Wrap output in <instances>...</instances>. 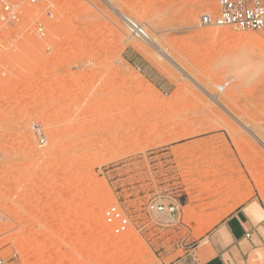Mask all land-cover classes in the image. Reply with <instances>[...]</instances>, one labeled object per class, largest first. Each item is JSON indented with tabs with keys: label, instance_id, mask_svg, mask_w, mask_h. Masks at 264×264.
Here are the masks:
<instances>
[{
	"label": "rangeland",
	"instance_id": "rangeland-1",
	"mask_svg": "<svg viewBox=\"0 0 264 264\" xmlns=\"http://www.w3.org/2000/svg\"><path fill=\"white\" fill-rule=\"evenodd\" d=\"M216 10L38 0L0 33V264H197L234 212L251 225L243 261L264 264V218L244 213L264 211V29L200 25ZM105 199L127 232L102 220Z\"/></svg>",
	"mask_w": 264,
	"mask_h": 264
},
{
	"label": "built area",
	"instance_id": "built-area-1",
	"mask_svg": "<svg viewBox=\"0 0 264 264\" xmlns=\"http://www.w3.org/2000/svg\"><path fill=\"white\" fill-rule=\"evenodd\" d=\"M38 0H0V33L15 28L21 21L26 5L37 4ZM45 13L52 14V5L46 4ZM200 25L228 27L236 31H255L264 29V0H217V10L214 14H203ZM139 69V68H138ZM40 142L45 143L46 137L42 134ZM1 157V153H0ZM164 211V207H156ZM174 211V207L169 209ZM105 223L111 227L114 234L127 232L133 225L130 216L113 204L105 206L103 211ZM250 238L251 233L245 232Z\"/></svg>",
	"mask_w": 264,
	"mask_h": 264
},
{
	"label": "crops",
	"instance_id": "crops-1",
	"mask_svg": "<svg viewBox=\"0 0 264 264\" xmlns=\"http://www.w3.org/2000/svg\"><path fill=\"white\" fill-rule=\"evenodd\" d=\"M244 213L247 215L245 210ZM250 226L242 213L230 214L218 224L217 238L213 239V237L207 236V241L200 245L196 251L197 264H246L242 259V254L245 251H242L241 254L239 247L241 240L239 239L243 234L246 238L244 232ZM220 233H223L227 238L226 243H221Z\"/></svg>",
	"mask_w": 264,
	"mask_h": 264
},
{
	"label": "bare ground",
	"instance_id": "bare-ground-1",
	"mask_svg": "<svg viewBox=\"0 0 264 264\" xmlns=\"http://www.w3.org/2000/svg\"><path fill=\"white\" fill-rule=\"evenodd\" d=\"M112 9H113V7H112ZM115 11V10H114ZM124 21H125V23H126V25H127V27H128V29H129V31H131L132 32V35L134 34V35H136V36H138V37H141V38H143L147 43H149L150 45H152L154 48H155V50H157L158 52H160L163 56H167L166 55V53H164L163 51L161 52V49L159 48V46L156 44V42H155V40L148 34V33H146L145 32V30L142 28V26H140L136 21H134L133 19H131L130 17H128L127 15H125V14H123L122 13V11H115ZM214 32H215V30H214ZM216 32H217V30H216ZM256 39H259L260 37H255ZM255 39V40H256ZM262 39V38H261ZM253 40H254V38H253ZM255 40H254V42H255ZM244 42V41H243ZM247 43H248V41H247ZM243 45H244V43H243ZM246 47L247 46H251V49H253L252 48V45L250 44V43H248V45H245ZM259 45L257 44V47H258ZM246 47H245V50H246ZM256 47V46H255ZM246 53L248 52V51H245ZM252 52V51H251ZM250 53V52H249ZM258 53V52H257ZM256 53V54H257ZM252 54H253V52H252ZM260 54H261V52H260ZM239 55H240V53H239ZM242 55V54H241ZM254 56H256V55H254ZM261 56L263 57L264 55H262L261 54ZM167 58V57H166ZM261 62V61H260ZM178 69H183V68H181V67H179L177 64H174ZM200 87V86H199ZM212 100L214 101L215 100V102L216 101H218V99L216 98V96L214 95V96H212ZM219 102V101H218ZM221 104V103H220ZM217 105V104H216ZM221 107V106H220ZM251 131V130H250ZM260 143L264 146V142H262L261 140H260ZM111 203H113V201L112 200H109V199H105V200H103L102 202H101V205H108V204H111ZM244 210H245V212H246V214L250 217V218H252V219H255V220H257V221H261V219H263L264 218V211H263V209L258 205V204H249V205H247V206H245L244 207ZM167 217V216H166ZM103 221H105V219H104V217H103V219H102ZM255 255V254H254ZM258 258L260 257V253L258 254V252H257V255H256ZM256 256H255V258H256ZM252 258H254V256H252Z\"/></svg>",
	"mask_w": 264,
	"mask_h": 264
}]
</instances>
